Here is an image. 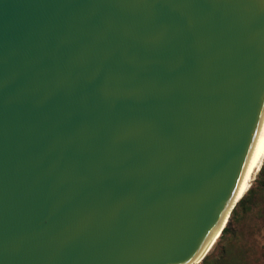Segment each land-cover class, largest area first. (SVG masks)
I'll use <instances>...</instances> for the list:
<instances>
[{
    "label": "water",
    "instance_id": "95a60500",
    "mask_svg": "<svg viewBox=\"0 0 264 264\" xmlns=\"http://www.w3.org/2000/svg\"><path fill=\"white\" fill-rule=\"evenodd\" d=\"M263 141L264 0H0V264H201Z\"/></svg>",
    "mask_w": 264,
    "mask_h": 264
},
{
    "label": "rangeland",
    "instance_id": "374dc122",
    "mask_svg": "<svg viewBox=\"0 0 264 264\" xmlns=\"http://www.w3.org/2000/svg\"><path fill=\"white\" fill-rule=\"evenodd\" d=\"M257 180L258 174L251 184L253 192L247 209L238 208V219L232 221L226 237L217 240L209 253L212 256L226 251L230 261L237 264H264V190Z\"/></svg>",
    "mask_w": 264,
    "mask_h": 264
},
{
    "label": "trees",
    "instance_id": "16d2710c",
    "mask_svg": "<svg viewBox=\"0 0 264 264\" xmlns=\"http://www.w3.org/2000/svg\"><path fill=\"white\" fill-rule=\"evenodd\" d=\"M257 182L259 183V187H261L264 190V165L261 167L259 173H258V180ZM253 192V187H250L247 193L242 197V199L239 201L235 209L233 210L230 220L223 230V233L220 237V240L226 237V235L230 232V227L232 224V221L234 219H238V214L237 210L238 208H241L242 211H245L248 207V202L250 200V195H252ZM218 242V241H217ZM216 242V243H217ZM226 250V249H225ZM227 252H223L221 256H212L211 254H208L207 257L203 260L201 264H237L233 261H230V257H228Z\"/></svg>",
    "mask_w": 264,
    "mask_h": 264
},
{
    "label": "bare ground",
    "instance_id": "6f19581e",
    "mask_svg": "<svg viewBox=\"0 0 264 264\" xmlns=\"http://www.w3.org/2000/svg\"><path fill=\"white\" fill-rule=\"evenodd\" d=\"M263 160H264V141H263V144L261 146L260 152L257 156V159H256V161L252 167V170H251L248 178L246 179L245 183L243 184L242 188L239 191V198H242L247 193L249 188L251 187V184L253 183L255 177L257 176L258 172L260 171V169L262 167ZM227 216H228V214H227ZM218 239L219 238L217 237L215 239V241H213V245H215V243L217 242Z\"/></svg>",
    "mask_w": 264,
    "mask_h": 264
}]
</instances>
